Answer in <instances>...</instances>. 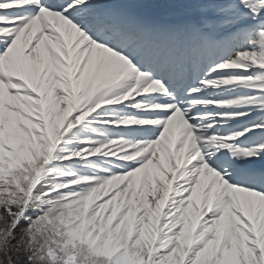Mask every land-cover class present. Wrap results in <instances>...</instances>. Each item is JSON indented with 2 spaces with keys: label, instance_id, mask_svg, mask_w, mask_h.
<instances>
[{
  "label": "snow or ice",
  "instance_id": "snow-or-ice-1",
  "mask_svg": "<svg viewBox=\"0 0 264 264\" xmlns=\"http://www.w3.org/2000/svg\"><path fill=\"white\" fill-rule=\"evenodd\" d=\"M0 264H264V0H0Z\"/></svg>",
  "mask_w": 264,
  "mask_h": 264
}]
</instances>
